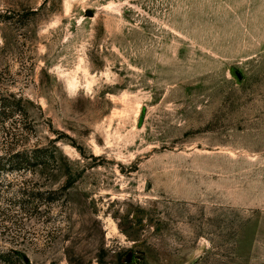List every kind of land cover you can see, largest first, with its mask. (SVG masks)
Returning <instances> with one entry per match:
<instances>
[{
  "label": "rangeland",
  "instance_id": "obj_1",
  "mask_svg": "<svg viewBox=\"0 0 264 264\" xmlns=\"http://www.w3.org/2000/svg\"><path fill=\"white\" fill-rule=\"evenodd\" d=\"M2 98L0 264L263 263L264 0H0Z\"/></svg>",
  "mask_w": 264,
  "mask_h": 264
},
{
  "label": "trees",
  "instance_id": "obj_2",
  "mask_svg": "<svg viewBox=\"0 0 264 264\" xmlns=\"http://www.w3.org/2000/svg\"><path fill=\"white\" fill-rule=\"evenodd\" d=\"M32 122L21 100L0 99V132L6 136L0 139V169L21 170L34 166L44 159L40 149H28L25 140L32 130ZM21 139L19 140V138ZM22 144L16 151L19 144ZM33 153L31 158L28 154ZM37 155V158L35 157ZM42 155V156H41Z\"/></svg>",
  "mask_w": 264,
  "mask_h": 264
},
{
  "label": "crops",
  "instance_id": "obj_3",
  "mask_svg": "<svg viewBox=\"0 0 264 264\" xmlns=\"http://www.w3.org/2000/svg\"><path fill=\"white\" fill-rule=\"evenodd\" d=\"M254 163H256V162H252V160H251V164L253 165ZM263 163V161L261 160V164ZM251 171H252V169H251ZM261 171H262V180H261V187H251L250 189H247V190H245V193H246V203L247 202H249V206L250 207H260L261 209H262V212L264 213V199L262 198V200L260 201V202H258V203H261V204H254V202H252V196L254 195V193L253 192H257L258 191V188H260V191L261 192H264V167H261ZM248 197V198H247ZM262 197H263V194H262ZM248 199V200H247ZM251 202V203H250ZM254 205V206H253ZM261 238H263L264 239V231L262 232V237ZM261 250H262V252H261V261L263 262L262 264H264V246H262V248H261Z\"/></svg>",
  "mask_w": 264,
  "mask_h": 264
},
{
  "label": "water",
  "instance_id": "obj_4",
  "mask_svg": "<svg viewBox=\"0 0 264 264\" xmlns=\"http://www.w3.org/2000/svg\"><path fill=\"white\" fill-rule=\"evenodd\" d=\"M87 16L94 17V12L89 11L87 13ZM234 74H235L236 78L238 79V81L241 82L242 81V74L240 72H238L237 70L234 71ZM194 263L195 262H193L192 264H194Z\"/></svg>",
  "mask_w": 264,
  "mask_h": 264
}]
</instances>
